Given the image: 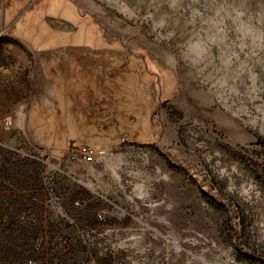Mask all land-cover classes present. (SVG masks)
I'll return each mask as SVG.
<instances>
[{"label":"rangeland","instance_id":"374dc122","mask_svg":"<svg viewBox=\"0 0 264 264\" xmlns=\"http://www.w3.org/2000/svg\"><path fill=\"white\" fill-rule=\"evenodd\" d=\"M69 1L0 0L3 38L52 119L56 58L130 70L125 118L86 162L0 117V264H264V0Z\"/></svg>","mask_w":264,"mask_h":264},{"label":"trees","instance_id":"16d2710c","mask_svg":"<svg viewBox=\"0 0 264 264\" xmlns=\"http://www.w3.org/2000/svg\"><path fill=\"white\" fill-rule=\"evenodd\" d=\"M80 17L82 18L81 15ZM9 37L13 41H22L15 36ZM31 50L39 52L33 48ZM43 71L53 84L58 98V108L56 116L52 119L46 113L52 110L51 108L42 107L36 101L32 103L28 132L35 142L54 153L63 145L64 150L78 148L79 145L72 143L76 140L103 145L116 142L110 128H117L125 118V112L122 110L124 98L117 92L123 89L124 74L130 70L106 68L100 64L96 54L81 52L66 62L56 58L51 64L46 65ZM141 75L148 78L145 74ZM64 103L69 105L68 111L64 110ZM205 198L212 200L207 194ZM246 257L248 258L246 260H252L249 256Z\"/></svg>","mask_w":264,"mask_h":264},{"label":"crops","instance_id":"0c3cea01","mask_svg":"<svg viewBox=\"0 0 264 264\" xmlns=\"http://www.w3.org/2000/svg\"><path fill=\"white\" fill-rule=\"evenodd\" d=\"M48 21L51 24V20ZM56 28L62 29L59 24ZM31 51V48L18 51L15 41L4 39L0 31V117H6L13 124L19 118L20 122H28L29 105L36 98L31 88L35 85L37 64L33 62Z\"/></svg>","mask_w":264,"mask_h":264},{"label":"built area","instance_id":"2783aa9c","mask_svg":"<svg viewBox=\"0 0 264 264\" xmlns=\"http://www.w3.org/2000/svg\"><path fill=\"white\" fill-rule=\"evenodd\" d=\"M97 156V151L88 145H81L76 149L70 150L67 155L68 160L82 159L86 162H92ZM98 220L104 221L107 218V214L99 213L97 215Z\"/></svg>","mask_w":264,"mask_h":264}]
</instances>
